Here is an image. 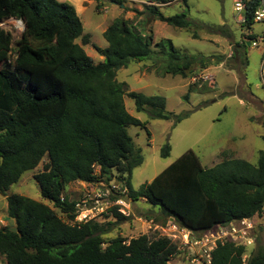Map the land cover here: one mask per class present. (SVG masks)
I'll list each match as a JSON object with an SVG mask.
<instances>
[{
    "label": "trees",
    "instance_id": "obj_1",
    "mask_svg": "<svg viewBox=\"0 0 264 264\" xmlns=\"http://www.w3.org/2000/svg\"><path fill=\"white\" fill-rule=\"evenodd\" d=\"M110 1L122 5L128 0ZM258 5V1L249 2L242 24L246 31L260 23L254 20ZM147 9L160 21L189 30L195 38L206 26L209 33L233 36L225 26L195 22L186 11L166 16L155 4ZM8 17L22 19L25 28L15 48L12 32L0 28V194L7 202V216L15 221L14 226H0V255L5 264H171L180 253L177 243L165 235L106 239L116 225L130 219L118 205L100 217L75 222L77 200L64 196L73 182L115 178L126 186V198L150 204L141 219L152 220L156 226L174 223L197 237L219 225L264 216V149L256 164L225 155L212 167L204 166L199 156L188 150L152 181L139 189L133 187V170L144 157L127 128L146 127V123L128 112L124 96L135 101L138 112L148 110L154 118L177 123L188 116L168 112L164 96L129 91L127 84L117 79L118 70L130 62L153 57V36L117 18L103 32L108 46L102 49L93 43L104 56L96 63L85 50V45L92 43L91 35L85 33L72 3L0 0V21ZM254 39L256 35L248 34L247 40L236 42L232 58L243 52L245 64L248 42ZM155 46L166 56L165 73L175 76L186 78L197 67L205 69L224 60L222 55L182 53L171 39H162ZM211 82L212 87L204 82L200 87L194 84L189 92L207 93L216 86L215 79ZM184 98L188 100L189 95ZM262 125L264 128V118ZM262 137L264 140V134ZM170 150L166 143L162 156H168ZM46 156L43 169L34 178L42 197L52 206L9 193L10 187ZM256 239L255 249L245 260L244 244L231 239L217 241L210 264H264V244L260 236ZM190 256L191 252L190 263L195 264V256Z\"/></svg>",
    "mask_w": 264,
    "mask_h": 264
},
{
    "label": "rangeland",
    "instance_id": "obj_2",
    "mask_svg": "<svg viewBox=\"0 0 264 264\" xmlns=\"http://www.w3.org/2000/svg\"><path fill=\"white\" fill-rule=\"evenodd\" d=\"M85 2V10L80 13L85 33H89L92 43L85 45V50L96 63L104 60V56L93 46V43L104 49L108 42L103 32L117 18L125 19L139 32L146 36H153L151 48L153 57L148 60L132 61L127 67L117 72V79L127 84L129 91H138L146 95H161L166 99V110L174 115L188 113L180 122L154 118L148 110L138 112L135 101L124 96L126 109L133 116L146 123V127L128 126V132L134 144L141 150L143 163L137 166L132 173L131 182L135 189L146 182L152 181L157 174L173 163L183 153L193 150L206 167L219 163L225 155L245 159L256 164L259 151L264 149V22L256 23L252 29L246 31L238 22L239 13L234 10L235 0H171L167 3H156L152 0H128L124 6L110 0H73L79 9ZM155 4L166 16L186 11L188 17L203 25L225 26L233 32L232 37L209 33L208 27L199 29V38L185 28L171 26L160 21L148 11L147 7ZM187 4V5H186ZM144 10V14L136 11ZM146 22V23H145ZM13 34V48L21 37L22 29L13 24L7 26ZM248 34L260 38L258 46L248 45L247 58L244 64L242 56L233 59L236 42L247 40ZM259 36V37H258ZM162 39H171L175 47L182 53L202 54L205 56L222 55L224 60L218 65H210L205 69L197 67L189 77L175 76L165 73L166 56L159 52L155 44ZM81 43V39H78ZM250 42V40H249ZM155 50V51H154ZM6 65V64H5ZM8 66V65H7ZM203 70L215 79L216 86L207 93L189 92V87L203 81L192 80L193 75ZM198 75V74H197ZM212 79V80H214ZM208 81L209 86H214ZM189 95V99L184 98ZM169 143L171 150L168 156H162V147ZM43 161L31 171L26 172L21 180L10 187L9 193H20L52 206L51 202L42 197L40 186L34 175L43 169ZM116 180L113 178L111 181ZM105 181V180H104ZM110 182L95 183L93 186L73 182L64 192L71 200H85L90 206L95 205L89 200V195H98L111 190ZM117 182V180H116ZM5 197L0 194V226L9 223L4 213ZM7 203V202H6ZM130 219L116 225L106 239L122 236L126 239L147 234L151 238L160 235L169 236L179 246L180 253L172 258L171 264H191L189 255L192 251L186 243V237L176 232L171 224L156 226L152 221L141 219L151 208L144 199L131 201ZM66 220L65 215L60 214ZM99 215L98 217H100ZM152 217H156L152 214ZM1 220H5L2 222ZM15 225V221L8 218ZM6 224V225H5ZM240 226H244L239 224ZM252 228L248 230L251 242L240 240L246 246L244 260L255 249L257 237L260 236L264 244V216L252 221ZM185 239V240H184ZM189 244V243H188ZM187 245V246H186ZM191 245V244H190ZM193 250L197 249L192 246ZM193 253V252H192ZM194 254V253H193ZM196 255V254H194ZM193 255V256H194ZM193 256H190L191 258ZM0 264H5L4 256L0 255ZM195 264H200L196 262Z\"/></svg>",
    "mask_w": 264,
    "mask_h": 264
},
{
    "label": "built area",
    "instance_id": "obj_3",
    "mask_svg": "<svg viewBox=\"0 0 264 264\" xmlns=\"http://www.w3.org/2000/svg\"><path fill=\"white\" fill-rule=\"evenodd\" d=\"M250 1H258L259 5L255 11L254 20L256 22L264 21V0H235L234 2V10L239 13L238 22L243 24L246 22V17L244 13L247 12L249 2ZM13 24L17 29L24 30L25 23L22 19L8 17L0 21V28L7 30V26ZM260 38L254 39L250 41L252 46H258L260 43ZM262 41V40H261ZM263 68H264V60H263ZM198 74V75H197ZM193 75L192 80L195 81H209L214 78L210 77L209 73L204 72L203 70ZM117 180V179H116ZM111 181L110 188L107 192H103L98 195H89V200H95L96 202H92L95 205L90 206L86 203L85 200H78L76 203L77 208V216L75 222H83L94 219L99 215L104 213H108V210L114 206L118 205L119 211L125 215H129V211L131 210V200L126 198L127 188L126 186L117 180ZM105 181H100V183H104ZM110 182V181H109ZM85 183V182H82ZM99 183V182H95ZM95 183H85L93 186ZM112 195H116V199H112ZM252 219H243L240 221H233L227 225H219L214 230H210L206 232L203 236L197 237L192 233V231L186 228H180L176 224L172 223L171 226L175 228L174 230L179 234H183V238L186 237L184 245H189V248L192 250L191 254L195 256L192 262H199L200 264H210L211 263V252L216 247L217 241L231 239L235 242L240 240L251 242L252 238L248 235V230L252 228ZM244 225V226H240ZM189 243V244H188ZM196 247L197 249L193 250L191 245ZM186 245V246H187ZM194 254H193V253Z\"/></svg>",
    "mask_w": 264,
    "mask_h": 264
},
{
    "label": "crops",
    "instance_id": "obj_4",
    "mask_svg": "<svg viewBox=\"0 0 264 264\" xmlns=\"http://www.w3.org/2000/svg\"><path fill=\"white\" fill-rule=\"evenodd\" d=\"M60 1H68V2H70V3H72L74 6H75V8H76V10H77V12H78V15L80 14V13H83L84 12V10H85V6H84V3L85 2H83L82 3V1H78L80 4H81V6H80V8L78 9L77 7H76V5L73 3V0H60ZM89 1H92V0H89ZM220 162V161H219ZM79 183H82V182H79ZM5 201H4V205H3V208H4V213H2V215H1V217H6V220H7V222L9 223L8 225H10V226H14L9 220H8V216H7V203H6V199H4ZM10 219V218H9ZM12 220V219H11ZM2 222H5V220H1ZM150 221H152V220H150ZM6 225V224H5Z\"/></svg>",
    "mask_w": 264,
    "mask_h": 264
},
{
    "label": "water",
    "instance_id": "obj_5",
    "mask_svg": "<svg viewBox=\"0 0 264 264\" xmlns=\"http://www.w3.org/2000/svg\"><path fill=\"white\" fill-rule=\"evenodd\" d=\"M114 3H116L115 1H113ZM122 6H124V4H122ZM248 45H250V42H248Z\"/></svg>",
    "mask_w": 264,
    "mask_h": 264
}]
</instances>
